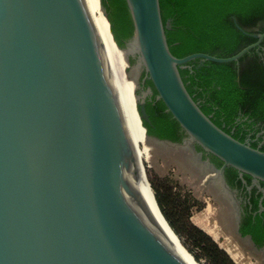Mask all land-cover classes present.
<instances>
[{
    "label": "water",
    "instance_id": "95a60500",
    "mask_svg": "<svg viewBox=\"0 0 264 264\" xmlns=\"http://www.w3.org/2000/svg\"><path fill=\"white\" fill-rule=\"evenodd\" d=\"M99 6L110 40L128 50L136 107L151 145L187 150L196 143L215 155L220 167L208 161L194 167L222 198L236 200L225 166L263 189L264 150L218 126L187 90L179 67L195 58L238 65L264 31L251 33L256 40L228 56H176L159 0H99ZM152 88L185 132L181 141L147 131ZM146 198L86 1L0 0V264H194L151 216ZM247 247L264 253L251 241Z\"/></svg>",
    "mask_w": 264,
    "mask_h": 264
},
{
    "label": "trees",
    "instance_id": "16d2710c",
    "mask_svg": "<svg viewBox=\"0 0 264 264\" xmlns=\"http://www.w3.org/2000/svg\"><path fill=\"white\" fill-rule=\"evenodd\" d=\"M159 5L163 23H170L165 33L169 48L176 56L193 51L228 56L255 41L256 37L251 33L264 30V0H159ZM232 15L245 31L234 24ZM104 34L109 42L108 35ZM185 64L179 71L187 90L200 108L226 132L241 140L230 126L239 113L246 114L251 122L264 121V57L260 58L255 46L239 56L238 65L234 60L205 59L198 63L197 58ZM119 76L117 86L121 89L127 78L124 79L122 74L121 81ZM133 104L130 103L128 114L138 130ZM145 109L148 120L143 119V123L149 133L171 139L178 137L176 131L180 126L165 110L161 99H155L153 94L146 99ZM154 195L161 213L177 236L180 231L165 210L157 190ZM186 225L202 232L193 224ZM208 242L201 246L208 264H235L222 248Z\"/></svg>",
    "mask_w": 264,
    "mask_h": 264
},
{
    "label": "rangeland",
    "instance_id": "374dc122",
    "mask_svg": "<svg viewBox=\"0 0 264 264\" xmlns=\"http://www.w3.org/2000/svg\"><path fill=\"white\" fill-rule=\"evenodd\" d=\"M129 57L133 63L134 57ZM127 97L128 101H134L131 92ZM132 139L153 193L158 191L165 210L180 231L177 236L182 244L176 240L190 253L187 257L194 264H208L201 248L208 241L222 248L235 264H264V253L253 252L233 235L227 216L229 207L221 203V196L214 188L204 186L196 177L186 150L160 143L149 147L136 134ZM188 223L202 232L188 227Z\"/></svg>",
    "mask_w": 264,
    "mask_h": 264
},
{
    "label": "flooded vegetation",
    "instance_id": "af4514ba",
    "mask_svg": "<svg viewBox=\"0 0 264 264\" xmlns=\"http://www.w3.org/2000/svg\"><path fill=\"white\" fill-rule=\"evenodd\" d=\"M262 39L255 45L260 58L264 57ZM152 90V94L147 99L151 98L153 94L155 97L154 89L152 88ZM131 102L129 99L128 109ZM230 126L231 130H235L242 141H247L251 146L264 150V121L257 120L251 122V118H248L246 114L239 113L231 121ZM176 133L178 135L176 139H168L181 141L185 136V132L181 128H178ZM188 148L185 154L189 160H195L193 162L195 165H193L197 168L201 167V164L205 161H208L209 166L211 164L216 167L221 166L222 161L219 158L212 153L205 152L196 143L190 144ZM224 176L230 188L235 191V201L228 196L225 198L221 197L220 200L223 205L225 203L229 207L227 216L232 223L231 230L233 235L242 244L248 245L251 241L257 247L264 246V181L259 180V184L263 188L260 189L256 184L252 183L250 175L246 173L240 175L231 166L224 167ZM232 207L235 209V212H231Z\"/></svg>",
    "mask_w": 264,
    "mask_h": 264
},
{
    "label": "bare ground",
    "instance_id": "6f19581e",
    "mask_svg": "<svg viewBox=\"0 0 264 264\" xmlns=\"http://www.w3.org/2000/svg\"><path fill=\"white\" fill-rule=\"evenodd\" d=\"M86 4L88 6V9L92 15L94 24L96 28L98 29V32L100 34V37L102 39V43L104 45V51H105V57L107 61V66L109 69L110 77L113 82V85L116 89V92L118 94V98L124 113V117L126 120V124L128 126L129 132L131 136L133 137L134 134L137 136H140V140H144L147 142L148 146H151V143L148 141L147 137L145 136L144 132V127L142 126V123L140 121V117L137 111L136 107V100H135V95H134V87L135 83L132 77L128 73V60H127V49H123L114 43L109 38V42L106 40V36L104 32L108 35L106 25L104 22L103 15L100 10L99 6V0H85ZM109 37V36H108ZM125 65V66H124ZM124 66V67H123ZM123 67V68H122ZM121 75V81H122V74H124V79L126 76V82L122 83L124 85L123 88L119 89L117 86V82L120 79ZM131 88L130 91L127 90V88ZM131 92V97L134 100L133 101V113L136 118V122L138 124V130L134 127L133 123L131 122L128 114V97ZM135 161L138 163V166L140 168V171L143 176L145 188H146V204L147 207L150 211L151 216L154 218V220L158 223V225L162 228V230L169 236V238L175 243V245L187 256V254H190L183 245H181V241L179 238L175 235L171 227L168 225L166 219H164V216L162 215L161 211L157 208L156 203L153 198V191L150 187V184L146 178L144 167L142 165V161L140 158L137 156L136 150H135ZM180 241V243L177 241Z\"/></svg>",
    "mask_w": 264,
    "mask_h": 264
}]
</instances>
